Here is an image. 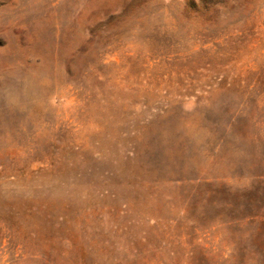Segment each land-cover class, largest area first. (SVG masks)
<instances>
[{
    "label": "rangeland",
    "instance_id": "rangeland-1",
    "mask_svg": "<svg viewBox=\"0 0 264 264\" xmlns=\"http://www.w3.org/2000/svg\"><path fill=\"white\" fill-rule=\"evenodd\" d=\"M0 264H264V0H0Z\"/></svg>",
    "mask_w": 264,
    "mask_h": 264
}]
</instances>
